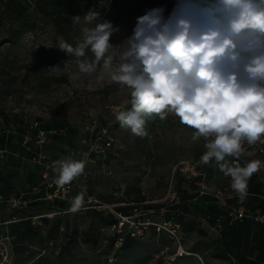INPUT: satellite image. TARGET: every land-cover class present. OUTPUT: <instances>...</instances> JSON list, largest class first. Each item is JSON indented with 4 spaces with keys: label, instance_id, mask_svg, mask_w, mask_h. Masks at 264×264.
Masks as SVG:
<instances>
[{
    "label": "clouds",
    "instance_id": "9594fccd",
    "mask_svg": "<svg viewBox=\"0 0 264 264\" xmlns=\"http://www.w3.org/2000/svg\"><path fill=\"white\" fill-rule=\"evenodd\" d=\"M163 13L148 10L132 35L113 45V24L89 10L82 39L73 47L61 38L57 48L76 58L80 72L90 75L102 65L130 90L131 107L115 109L122 129L147 137V122L169 113L194 129L191 142H204L201 164L217 166L244 200L252 175L264 168L259 159L240 163L245 143H264V0H178L168 17ZM85 166L83 159L55 161L53 183L64 188ZM84 191L70 201L71 212L82 208Z\"/></svg>",
    "mask_w": 264,
    "mask_h": 264
},
{
    "label": "rangeland",
    "instance_id": "374dc122",
    "mask_svg": "<svg viewBox=\"0 0 264 264\" xmlns=\"http://www.w3.org/2000/svg\"><path fill=\"white\" fill-rule=\"evenodd\" d=\"M122 1L125 4L124 10H128L131 2ZM89 10L99 13L100 21L107 20L113 24L116 29L110 38V43L113 45L123 43L132 35L137 23L136 17L133 16L115 25L112 17L109 16V4L97 0L85 2L84 7L77 14L81 16V23H73V17L77 15L65 16L60 29L55 28L49 20H40L34 28L26 30L16 43L7 42L6 25L0 20V108L5 113L3 120L9 123L7 125L0 120V136L13 131L14 142L18 143L15 146L20 148L19 128L25 126V123L36 119L41 121L43 127L51 129L57 122H63L67 128H75L77 132L72 133L67 130L54 146L49 144L44 147L47 153L56 155L73 147L83 148V138L94 137L99 129L109 125L121 149V156L117 159L100 160L94 166L86 164L85 169L93 171L88 177L91 189L103 196L124 191L130 200L136 201L139 195H142L151 201L161 202L167 197L168 188L177 182V175L184 179V186H190L189 172L181 171L180 168L187 167L194 160L193 147L204 142L201 140L192 143L191 135L194 129L181 124L179 119L167 122L163 129L157 130L152 139L143 145L136 142V136L130 130L119 126L113 113L114 106L126 107L130 90L114 82L102 65L90 75L80 72L76 58L57 48L61 38L73 47L82 39L83 16ZM39 48L56 50L59 53L56 62L51 66L37 67L35 56ZM116 51L117 53L120 51L118 46ZM86 55L90 60L94 59L90 50L86 51ZM0 118L2 119L1 116ZM87 126L95 128L94 134L88 132ZM244 146L245 159L251 157L264 162V153L253 151L254 148H250L247 143ZM248 152L252 155H247ZM229 162H232L231 158ZM245 162L247 161L240 163L243 166ZM178 170L181 174L177 172ZM18 173V170H14L13 181L28 180L26 174L20 177ZM256 173L264 183V168ZM138 180L139 189H130ZM209 184L212 188H221L228 194H235L230 187V177L224 174L217 185L214 182ZM30 206L31 204L19 209L9 206L6 202H0V222L2 217L11 215L14 210L18 209L20 214L27 213L25 210ZM227 206L233 210L234 207L239 208L243 204L235 200L231 203L227 202ZM1 209L5 211V215L2 214ZM85 211L70 212L72 222L77 223L80 228L88 227L90 221ZM153 215L157 220L162 217ZM49 224L48 222L47 228ZM5 226L6 224L0 223V264H34V261L30 262L35 254L17 252L13 249L9 251L7 259H4L1 250L11 242L7 239ZM219 235L218 227L207 220H202L197 231L184 233L183 237L187 249H191L199 239L212 244L205 251L208 263L224 264L228 260L216 256L213 248ZM142 240L151 243L152 251L166 242L165 239L157 242L149 233ZM44 243L45 241L40 242V246ZM83 253L90 254V252ZM52 254L47 263L55 261L57 253ZM199 259L202 261L201 258Z\"/></svg>",
    "mask_w": 264,
    "mask_h": 264
},
{
    "label": "trees",
    "instance_id": "16d2710c",
    "mask_svg": "<svg viewBox=\"0 0 264 264\" xmlns=\"http://www.w3.org/2000/svg\"><path fill=\"white\" fill-rule=\"evenodd\" d=\"M88 1L91 0H0V20L6 25L7 42L16 43L26 30L34 28L40 20H49L55 28L60 29L64 17L79 14L85 2ZM97 1L109 4V16L112 17L115 25H119L121 22L133 16L137 20L138 17L154 8H163V15L168 17L178 3V0H129L131 5L129 4L128 10H124L125 4L122 0ZM58 54L54 49L47 50L45 48H39L35 56L37 67L53 65L57 60ZM130 98L129 94L128 101ZM126 107L130 108L131 105L127 103ZM0 116L2 117L3 123L8 125V121L3 120L5 113L1 108ZM174 119L179 118L169 113L164 120H160L159 117L149 120L146 125V130L149 135L144 138L136 136V142L140 145L147 144L157 130L163 129L167 122H171ZM55 127H65V125L63 122H57ZM42 128L46 129L43 126ZM19 129L21 130L22 141V134L26 131V127L23 126ZM67 130L72 133L77 132L75 128H67ZM12 134H3L0 136V148L8 147L14 151H19L22 156L26 155L21 141L19 143L20 148L15 146L18 143L14 142V135ZM61 137L54 136L52 141L44 145V147L49 144L54 146L59 142V138ZM260 146H264V144L257 142L251 148L259 149ZM204 151L203 144L193 147V161L199 163L198 169L201 174L190 178L189 187L184 186V179L177 175V182L173 183V187L177 191V198L175 200L144 204L149 199L139 195L138 200H130L124 194V191L118 192L119 194L114 192V195L111 196L97 194L105 201L135 203L118 207L125 214H130L135 207H140L143 209H154L155 212L153 214L162 216L160 220L174 219L182 227L183 242L184 233L197 231L200 222L207 220L210 224L220 229V236L215 241L213 248L216 256L228 260L225 264H264V224L249 218L232 221L230 206L220 205L212 196L207 194L198 196L195 192L198 187L195 183L196 181L205 180L208 183L214 182L217 185L223 176V173L219 171L217 166L213 165L209 167L201 164L200 157ZM67 152L68 149L64 153L59 152L56 155L51 153L50 155L54 161H57L63 159ZM230 158H227L228 161ZM252 159L251 157L246 159L245 157H241L240 162ZM17 160L11 157L3 166L0 165V195L6 198L14 193L15 187L12 176L14 172L10 173L7 170V166L9 164L15 165ZM35 165L38 174L35 177L31 172L27 177L31 185H37L41 181L40 166ZM177 172L181 174L179 170ZM143 173H146V171H143ZM130 189H139V180ZM248 189L250 194L245 198V205L251 211L264 213V185L255 173L248 182ZM235 200H237L236 197L229 199L230 203ZM31 205L47 210H52L55 207L66 208L70 206L68 202L64 201H55L52 203L42 200L35 201ZM163 207L165 211L161 212ZM85 212L90 219L86 230L80 228L77 223L72 222L70 213L59 214L52 219L45 218L42 228L33 224L32 219L28 218L33 215H20L21 220L19 222H11L5 228L18 232L16 238H14L18 243L16 251L35 254L33 255L32 262H30L33 263L34 261V264H152L151 260L154 253L162 246L172 244V240L166 233L158 232L155 227H150L147 234L149 233L152 239L157 242L164 239L166 241L154 251H152L151 243L142 240L143 237H127L122 245L115 249L117 235H112L110 236L109 243L104 246L103 240L107 235L103 229L116 223V218L113 215L105 214L95 209H87ZM153 214L150 215L151 218L157 220V218L153 217ZM48 222L50 224L47 228ZM61 226L65 227L64 231H61ZM47 239V245H43L39 250L33 249L30 246L35 240L42 242ZM59 239H62V242L57 252V257L55 261L47 263L49 256L53 255L52 253L55 252L56 248L50 249L49 241H57ZM211 245L199 239L191 249H188L190 254L179 257L173 264H209L205 251ZM14 247L16 248V245L12 249ZM79 249L81 252H79ZM44 250H46L45 253L43 252ZM83 252H90V254ZM254 252H256V256L252 258L251 256ZM111 254L115 256L113 262L109 261ZM195 254L201 256L204 263ZM231 256L237 259V263H233Z\"/></svg>",
    "mask_w": 264,
    "mask_h": 264
},
{
    "label": "built area",
    "instance_id": "2783aa9c",
    "mask_svg": "<svg viewBox=\"0 0 264 264\" xmlns=\"http://www.w3.org/2000/svg\"><path fill=\"white\" fill-rule=\"evenodd\" d=\"M121 107V105L114 106L115 109ZM0 120H2L0 118ZM26 131L22 134L21 145L26 152V155L22 156L19 151H14L8 147L0 148V160L7 161L9 158L22 157L23 159L31 160L33 163L40 166L41 181L37 185H30L28 189L20 190L12 193L8 198L0 195V202H6L13 208H26L29 204L35 201H64L70 204V201L77 196L82 190L84 191V204L80 210L95 209L105 214L113 215L117 222L113 225L105 227L103 230L111 232L106 234V238L103 240V245L109 243L110 236L117 235L115 241V249L120 247L127 237H144L149 231L150 227H155L158 232L166 233L172 240V244L162 246L156 251L152 257V264H173L179 257L190 254L186 248L182 238V227L174 219H162L155 220L151 218L155 210L143 209L135 207L133 212L125 214L118 209L120 206H126L129 204L125 201H105L100 196L91 190L88 183V177L92 175V169H84L81 176L73 180L70 184L65 185L64 188H58L54 183L56 174L53 171L52 165L55 162L51 155L44 149V145L50 142L54 136H63L67 132V127H53L51 129L42 128L40 120H32L25 123ZM94 127L87 126L89 133L94 134ZM35 131V133H34ZM83 148H70L63 159L71 157L76 160H85L86 164L94 166L98 161H106L110 159H117L121 156V149L117 144L116 137L112 132L109 125L103 126L99 129L94 137L83 138ZM254 146V145H252ZM250 146V147H252ZM198 162H190L187 167H181L180 170L189 172V177L199 176L201 173L198 169ZM111 172V171H109ZM196 193L198 196L210 195L220 205H226L229 199L237 198L239 203H243L244 200H240L236 194H228L221 188H212L208 182L201 180L197 182ZM248 189V195H249ZM177 198V191L173 185L168 188V195L161 202L172 201ZM196 199V198H194ZM155 201L146 200L144 204L154 203ZM69 207L54 209L30 216L33 224L43 227L44 219H52L56 215L70 213ZM165 208H162L161 212H164ZM230 215L232 221L248 217L256 222L264 224V213L247 210L244 208H234ZM65 227L61 226V231H64ZM7 239L9 237L7 236ZM56 247V241H49V248ZM10 248V249H9ZM12 251V245L6 246L1 250V254L6 260L9 256V251ZM46 250L43 252L45 253ZM115 260L114 254L109 256V261Z\"/></svg>",
    "mask_w": 264,
    "mask_h": 264
},
{
    "label": "crops",
    "instance_id": "0c3cea01",
    "mask_svg": "<svg viewBox=\"0 0 264 264\" xmlns=\"http://www.w3.org/2000/svg\"><path fill=\"white\" fill-rule=\"evenodd\" d=\"M10 132V131H9ZM10 133H13V131H11ZM261 144H264V143H261ZM250 147V146H249ZM251 148V147H250ZM253 151H255V152H260V153H264V146H260V148L258 149V148H254L253 149ZM250 158V157H249ZM17 159H19V160H17ZM16 160H17V162H16V164L15 165H8L7 166V170L11 173V172H14V170H18V174H19V176L20 177H23L24 176V174H26V177H28V175H29V173H33V175L36 177V174H38V171H37V167H36V165H35V163H33L31 160H28V159H23L22 157H16ZM8 161V160H7ZM5 162L6 161H1L0 160V165H4L5 164ZM26 162H30V164H26ZM18 164H21V165H19L18 166ZM14 169V170H13ZM256 175H257V173H255ZM260 179V178H259ZM261 181V180H260ZM197 182L198 181H196L195 183L197 184ZM262 182V181H261ZM262 184L264 185V183L262 182ZM14 185H15V187H14V192H17V191H20V190H25V189H28L29 187H30V185H31V183H29L28 182V180L27 181H14ZM192 201V200H191ZM243 204V206H239V208L241 207V208H244V209H247V210H250V208L249 207H247L246 205H245V202H243L242 203ZM224 206V205H223ZM225 206H227V204L225 205ZM235 208V207H234ZM233 208V209H234ZM10 210V209H9ZM18 210V209H17ZM17 210H14V211H12V213H11V215H8V216H5L4 218L2 217L1 218V224H9V223H11V222H19L20 220H21V218H20V215H27V216H29V215H37V214H40V213H44V212H47V211H50V210H47V209H43V208H41V207H38V206H33V205H31L30 206V208L29 209H27V210H25L27 213H22V214H20V213H18V211ZM1 211H3L2 212V214H4L5 215V211L3 210V209H1ZM232 211V210H231ZM230 211V212H231ZM27 216H26V218H27ZM244 218H248V217H244ZM250 219V218H249ZM240 220V219H239ZM42 228V227H41ZM88 227L86 226H84V227H82V229H87ZM6 232H7V236L9 237V239L11 240V245H12V248H13V246H15L16 245V248L14 247V249H13V251L14 250H16L17 249V241H15L14 240V238H16V236H17V234H18V232H16V231H14V230H10V229H6ZM109 232V231H108ZM220 236V235H219ZM49 239V238H48ZM48 239L45 241V243H44V246H46L47 245V242H48ZM61 242H62V239H59V240H57L56 241V248H55V252L57 253L58 251H59V249H60V247H61ZM20 244V243H19ZM41 244H40V241H38V240H35L34 242H33V244H31L30 246H32L33 247V249H36V250H39L40 249V247H42V246H40ZM196 256H198L199 258H201L202 259V257L201 256H199V255H197V254H195ZM256 256V252H254L253 253V255L251 256L252 258H254ZM231 259H232V261H233V263H237V259L234 257V256H231ZM202 261H203V259H202ZM228 262V261H227ZM203 263H204V261H203ZM209 264H212V263H209ZM225 264V263H224Z\"/></svg>",
    "mask_w": 264,
    "mask_h": 264
}]
</instances>
